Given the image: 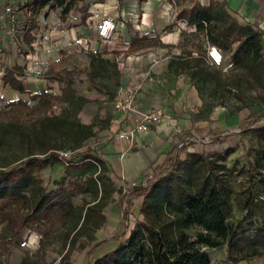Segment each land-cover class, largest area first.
<instances>
[{
    "label": "trees",
    "instance_id": "16d2710c",
    "mask_svg": "<svg viewBox=\"0 0 264 264\" xmlns=\"http://www.w3.org/2000/svg\"><path fill=\"white\" fill-rule=\"evenodd\" d=\"M80 1L32 0L30 7L36 16L46 8L62 9L61 21L66 22ZM175 18L189 27L195 26L192 36L227 53L232 65L223 73L195 62L191 78L204 75L203 81L213 82L215 91L234 89L241 105L231 113L264 105L262 31L239 23L224 7L214 4H194ZM34 40L29 35L25 44L30 46ZM140 40L156 41L146 36ZM135 42L136 37L132 44ZM108 66H114L118 79V89L110 93L112 101L121 86L120 71L114 62L98 53L92 54L89 80L95 84L99 68L104 67V71ZM2 81L12 90L31 94V101L38 103L28 106L20 99L11 103L18 113L25 110L32 115L30 122L18 119L0 123V228L18 235L24 228L46 227L37 252L27 254L18 264H51L43 263L42 257L46 243L53 240L63 243L58 264H72L73 251L85 250L96 241V233L107 222L104 210L119 187L111 176V163L89 146L96 136L94 123L84 124L78 118L90 100L77 95L72 81L65 82L59 97L45 91L34 94L27 91L15 69L6 68ZM245 94H250L251 105L246 103ZM55 99L63 105L59 114L52 112ZM262 117L254 115L250 119L255 125ZM244 132L252 135L256 151L264 160V125L249 126ZM69 150L74 155L61 157V152ZM232 153V149L225 154L194 152L185 159L178 156L168 159L162 168L153 171V179L147 185L139 184L132 189L133 195L142 197L137 213L141 219L128 238H114L115 248L88 264H212L208 251L224 248L231 264L264 257V225L247 234L231 222L241 196L235 191L234 179L245 172V167L238 169V162L228 167L226 157ZM245 164L247 168L253 166L248 160ZM56 165L64 167L65 177L74 182L73 190L84 194L81 205L69 200L66 189L48 191L43 186L39 172ZM257 196L252 193L243 208L248 209ZM5 239L0 234V240ZM107 242L108 239L96 242L91 249Z\"/></svg>",
    "mask_w": 264,
    "mask_h": 264
},
{
    "label": "rangeland",
    "instance_id": "374dc122",
    "mask_svg": "<svg viewBox=\"0 0 264 264\" xmlns=\"http://www.w3.org/2000/svg\"><path fill=\"white\" fill-rule=\"evenodd\" d=\"M118 1V0H117ZM102 2L109 3L110 0H81L77 6L70 12L66 22L61 21L62 9H56L49 11L46 8L39 16H37V22L33 24L35 29V40L27 48L23 46L16 47L15 55L8 56L7 51L1 48L0 51V72L8 67L15 69V72L20 75L22 80L27 79V75H33L38 79L44 80V84L37 87L32 86V93H41L43 91L48 94H52L54 97H59L62 94V89L65 86V82L72 81L73 87L76 90L77 95L83 96L90 100L83 110L79 113L78 118L84 124L94 123L96 136L90 140L89 146L97 150L99 154H102L101 150L97 148L98 144L109 142L112 138L111 132V107L106 104L110 100V93L116 92L117 85V71L114 66H108L107 70L99 68V75L95 79V84L89 80L90 73V57L94 54V51H85L80 49L73 41L67 38L69 34L65 23H71L73 26L78 24L76 20H82L84 15L87 14L89 6L92 3ZM119 4L121 2L118 1ZM106 12L100 14L99 19L92 22L94 33L99 29L103 18L106 16ZM109 15V14H108ZM80 17V19H78ZM114 17V16H113ZM117 20V27L115 31L114 39L103 47L100 43L101 52L98 51L104 59L114 62L120 71V67L124 62L131 57H142L149 55L150 53H162V46L159 40L156 41H142L141 36L134 34L137 29L135 27L127 26L128 34L132 38L136 37V42L131 45L125 35H122L119 30V22L121 19L118 15L114 17ZM66 27H64V25ZM81 24V23H80ZM174 26L171 24V27ZM170 27V28H171ZM169 31V30H168ZM183 32H185L183 30ZM126 38V40H125ZM96 47V46H95ZM181 48V53L175 54L172 49L164 50L162 59L166 60L169 64L170 73L176 76H187L192 73L195 62H199L205 69L211 67L209 60L206 59L204 50L207 45L204 41L193 37L188 32H185L181 37V41L178 45ZM143 48V49H142ZM224 53L225 65L230 64V58L227 53ZM29 56V58H28ZM8 59V60H7ZM223 69V67H222ZM225 73L224 71H222ZM1 75V73H0ZM23 75V76H21ZM121 75V73H120ZM204 75H199L192 79L191 82L196 86V89L204 102L205 113L213 111L217 107H226L230 111L236 106L241 105L237 100V92L228 89H221L215 91L213 82H204ZM2 88L0 85V123L15 122L18 119L24 123H28L32 120L33 116L27 111L22 110L17 112L15 106L11 103L17 100H22L27 103L28 106H34L38 101H31L32 95H25L19 99L12 100L9 98L8 87ZM38 90L35 92L34 90ZM100 91V92H99ZM250 94H245L246 103L252 104ZM63 105L54 100V106L52 112L59 114ZM261 120L256 123L260 124L264 122V114ZM254 123V122H253ZM264 125V124H263ZM231 135L227 137L228 141H224L226 137L219 138L218 135L215 139V143L198 144L193 143L195 149L201 153H205L206 145L209 148H213L216 144L221 142H228L230 146L222 154H225L229 149H232L233 153L226 157V164L228 167H232L234 163L238 162V169L244 168V173L237 175L234 179L236 193H241L239 198L240 204H236L234 212L231 218V222L239 227V231H244L247 234H253L255 229L264 225V160L256 151L257 143L253 139L252 135L244 130L239 134ZM239 135L241 137H239ZM197 136V135H196ZM199 137V136H198ZM201 140L204 137H200ZM69 156L74 155V152L66 151ZM205 154H215L210 150ZM253 163L252 167H246V161ZM38 176L43 181V186L48 191H56L58 189H66L69 200L74 205H81L84 194L80 191L73 190L74 182L65 177L64 167L56 165L54 167H46ZM115 178V177H114ZM116 185H120L122 180L115 178ZM121 189L118 187V190ZM112 196L110 204L104 210L106 217L111 216L110 209L116 215V221H113L107 226V223L102 227L96 238L95 242L90 243L85 250H75L72 253V264H88V262L100 258L104 254L108 253L107 249L110 247V242L114 241V238L127 239L130 232L141 219L137 216L138 206L130 202V198H125L122 192L119 190ZM257 194L256 199L253 200L252 205L245 209L243 208L246 201L251 194ZM135 199V195H133ZM138 201V200H137ZM126 205V206H124ZM126 207V208H125ZM116 208V209H114ZM128 213V217L126 216ZM115 218V217H114ZM22 229L21 231L25 230ZM32 232H35L39 236V243L34 246H28V242H14L10 236V232L4 228H0V234L6 239L0 240V264H18L27 254L33 255L40 247V239L44 235L46 227L39 229L37 226L27 228ZM20 231V232H21ZM19 232V233H20ZM14 235V234H12ZM15 236V235H14ZM84 239V238H83ZM108 239L107 243L100 244L96 249H91L93 244ZM116 242V241H114ZM46 252L43 258V263L58 264L61 254L63 252V243L61 240H53L50 244L46 243ZM212 264H231L227 259L226 248L220 250H209ZM39 258V257H38ZM239 264H264V257L255 258L250 261H242Z\"/></svg>",
    "mask_w": 264,
    "mask_h": 264
},
{
    "label": "crops",
    "instance_id": "0c3cea01",
    "mask_svg": "<svg viewBox=\"0 0 264 264\" xmlns=\"http://www.w3.org/2000/svg\"><path fill=\"white\" fill-rule=\"evenodd\" d=\"M118 1L110 0L106 4L102 2L92 3L83 19L75 21L78 26H73L69 22L65 23L66 25L68 24L66 29L69 34L67 38L82 50L84 49L76 43V40L86 39L90 44L89 51H94L95 53L101 52L99 42L103 44V47H106V44L112 41L114 37L107 42L100 41L97 38L98 29L94 33L92 22L98 20L100 14L106 12V16H119L121 19L119 30L122 35H125L131 45L133 38L128 34L127 26L137 28L134 34L159 40L163 49L161 50L162 53H150L142 57H131L127 62L122 64L120 67V88L139 87L137 95L138 110L135 112L137 117H140L144 111L163 108L173 115L177 125L176 127L171 125L154 127L142 136H138L134 143H132L131 149H128L130 146L129 142L120 140L117 137V133L122 128V125L128 124V116L125 113L114 112L112 108L113 100L106 103L111 107L112 118L110 122L112 138L109 142L98 144L97 148L101 150V155L111 163L112 177L122 180L126 185L140 182L147 173L153 172L157 168H162L168 159L176 156L180 157V159H185L188 153L200 152L195 149L194 144H189L182 152L178 151L179 144L188 137L195 135L207 137L218 135L221 132H228L229 137L231 135L237 137L236 134H240L249 126L260 127L264 124L262 122V125H253V121L250 119L254 115L262 116L264 114V105L245 107L233 113L226 107L220 106L209 113H205L203 111L204 102L196 86L191 82L194 78H191L190 74L187 77L176 76L170 73L169 64L161 57L166 49H172L175 54L181 53V48L178 45L181 41L183 30L191 35L196 32L195 26L189 27L175 18L177 13L191 8L194 4L202 6L214 4L218 7H224L239 23L250 25L262 31L264 40V0H176L174 3H171L169 0H122L121 4ZM86 15L87 17H85ZM171 24L174 26L171 27ZM206 45L207 48L204 50V53L206 59H208L207 49L211 45ZM16 47L18 46L11 35L0 32V51L1 48L11 51L12 53L6 52L10 57L15 55ZM224 63L225 57L223 65L220 67L211 65L209 62L213 68L227 72L231 69L232 65L224 66ZM208 68L211 67L208 66ZM194 70L195 67L192 69V72ZM0 73V85L4 89L5 87L10 88L9 86H5L2 81L4 72ZM26 77L28 78L23 80V82L27 91L31 92L32 86L39 89V86L44 84V80L33 77V75H27ZM34 91L38 92L36 89ZM8 94L12 100L28 95L21 94L11 88L8 89ZM239 137L241 136L239 135ZM224 141H228L227 137ZM224 141L216 144L213 148H209L206 145L205 148L207 149H205V153L209 150L210 152L222 153V151L230 146L228 142ZM135 199V201L138 200L137 204L139 208L142 197L135 196ZM110 213L111 216L107 217V226L116 221V215L112 209H110ZM6 237L12 238L14 242L18 243L29 241L27 243L28 246H34L39 243L38 234L27 228L18 235L14 236L10 234V236L6 235ZM96 237L98 238V234ZM109 244L108 252L115 248L114 241Z\"/></svg>",
    "mask_w": 264,
    "mask_h": 264
},
{
    "label": "built area",
    "instance_id": "2783aa9c",
    "mask_svg": "<svg viewBox=\"0 0 264 264\" xmlns=\"http://www.w3.org/2000/svg\"><path fill=\"white\" fill-rule=\"evenodd\" d=\"M32 0H0V32L11 35L18 46L26 47L25 39L27 36H35L33 24L37 22V16L33 14L30 7ZM174 3L176 0H169ZM116 31V20L113 17L105 16L98 29L97 38L100 41L107 42L113 39ZM76 43L86 51L90 50V44L86 39H77ZM207 58L211 65L220 67L223 65L224 56L221 50L216 46H209L207 49ZM139 87H125L117 91V95L112 102L114 112L125 113L128 116V124H123L117 137L120 140L129 142L128 149H131L132 143L138 136H142L154 127L160 125H177L173 115L166 109H152L144 111L140 117L135 115L137 108V95ZM228 132L218 134L219 138H224ZM217 135L204 137L203 140L198 136H191L185 139L178 146V151L182 152L189 144H207L215 143ZM61 157L69 158L68 153L61 152ZM154 172L147 173L140 182L132 184L120 183L119 189L125 198H130V202L138 206L136 199H133L132 189L139 184L147 185L153 179ZM126 206V205H124ZM126 208V207H125Z\"/></svg>",
    "mask_w": 264,
    "mask_h": 264
}]
</instances>
